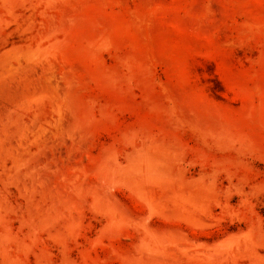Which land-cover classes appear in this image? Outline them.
Wrapping results in <instances>:
<instances>
[{
    "label": "rangeland",
    "instance_id": "1",
    "mask_svg": "<svg viewBox=\"0 0 264 264\" xmlns=\"http://www.w3.org/2000/svg\"><path fill=\"white\" fill-rule=\"evenodd\" d=\"M0 264H264V0H0Z\"/></svg>",
    "mask_w": 264,
    "mask_h": 264
}]
</instances>
